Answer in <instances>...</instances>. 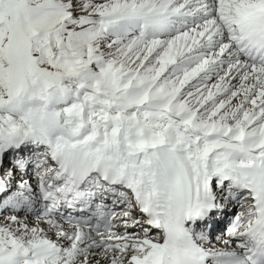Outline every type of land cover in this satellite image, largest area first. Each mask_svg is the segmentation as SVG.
Wrapping results in <instances>:
<instances>
[{"label": "snow or ice", "instance_id": "snow-or-ice-1", "mask_svg": "<svg viewBox=\"0 0 264 264\" xmlns=\"http://www.w3.org/2000/svg\"><path fill=\"white\" fill-rule=\"evenodd\" d=\"M0 264H264V0H0Z\"/></svg>", "mask_w": 264, "mask_h": 264}]
</instances>
